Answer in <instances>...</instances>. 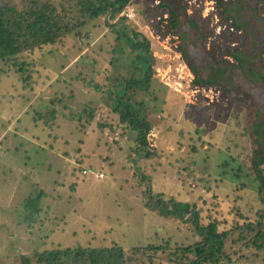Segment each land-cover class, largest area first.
Listing matches in <instances>:
<instances>
[{"label": "rangeland", "instance_id": "obj_1", "mask_svg": "<svg viewBox=\"0 0 264 264\" xmlns=\"http://www.w3.org/2000/svg\"><path fill=\"white\" fill-rule=\"evenodd\" d=\"M184 1L189 13L210 18L209 43L244 46L245 33L219 21L215 0ZM145 2L133 0L123 14L134 9L128 24L150 39L155 57L150 88L135 100L151 119L147 138L156 156L146 158L136 131L114 111V92L131 76V49L106 17L25 54L35 69L28 86L0 64L9 69L0 73V264L78 244H118L133 256L136 246L169 242L174 250L198 240L187 218L153 207L150 185L153 195L196 203L202 222L230 230L222 264H264V250L249 243L256 232L234 228L236 219L246 223L238 211L254 222L263 214L264 222L250 164L255 109L217 86H196L178 34L162 36L161 15L150 21L137 15ZM171 259L161 251L154 264H175Z\"/></svg>", "mask_w": 264, "mask_h": 264}, {"label": "trees", "instance_id": "obj_2", "mask_svg": "<svg viewBox=\"0 0 264 264\" xmlns=\"http://www.w3.org/2000/svg\"><path fill=\"white\" fill-rule=\"evenodd\" d=\"M132 3L133 0H0V64L12 66L21 74L23 86H28L35 69L23 59L25 54H35L89 22L106 17L107 24L117 33V39L131 49V76L122 77L120 87L117 86L114 92V111L119 113L122 122L136 131L138 147L146 158H151L156 156L147 138L152 130L151 119L145 113L144 102L136 101L135 96L138 90H149L155 57L150 39L141 30L131 27L123 14ZM215 6L221 23H230L231 27L245 33L243 47L224 41L209 43L215 32L210 18H203L199 12L189 13L184 0H147L137 15L147 21L161 15L160 24L165 21V30L160 28L162 36L172 32L178 34L181 39L179 49L194 75L196 86H217L238 102L252 104L256 120L252 133L255 147L250 164L258 184L259 200L264 205V0H215ZM164 14H167L165 19ZM115 20L119 24L110 23ZM120 52L122 49L116 54ZM0 73L8 74L9 69L0 66ZM39 119L35 118L36 121ZM237 170L235 175L240 177L241 165ZM147 191L154 200L155 209L187 218L199 239L174 250L169 242L136 246L133 256L118 244L110 247L78 244L63 249L38 250L31 255L21 254L20 261L14 264H137L140 256L148 257L150 264H154L161 251L169 252L175 264H222L229 229L220 230L216 220L202 222L201 209L196 203L177 201L174 197L166 199L164 193L153 195L151 185ZM238 213L246 223L242 225L236 219L234 228L246 227L255 231L249 243L264 250L263 214L254 222L240 211Z\"/></svg>", "mask_w": 264, "mask_h": 264}, {"label": "built area", "instance_id": "obj_3", "mask_svg": "<svg viewBox=\"0 0 264 264\" xmlns=\"http://www.w3.org/2000/svg\"><path fill=\"white\" fill-rule=\"evenodd\" d=\"M132 12H133V13H132ZM126 14H127L128 17L133 18V16H134V9H132L131 12H128V13H126ZM86 173H87V170L84 169V170H83V174H86ZM97 176H98L99 178H104V177H105V174H104L103 172H100V173H97Z\"/></svg>", "mask_w": 264, "mask_h": 264}, {"label": "water", "instance_id": "obj_4", "mask_svg": "<svg viewBox=\"0 0 264 264\" xmlns=\"http://www.w3.org/2000/svg\"><path fill=\"white\" fill-rule=\"evenodd\" d=\"M264 78V77H263Z\"/></svg>", "mask_w": 264, "mask_h": 264}]
</instances>
